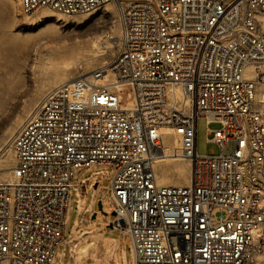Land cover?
Here are the masks:
<instances>
[{
    "label": "built area",
    "instance_id": "1",
    "mask_svg": "<svg viewBox=\"0 0 264 264\" xmlns=\"http://www.w3.org/2000/svg\"><path fill=\"white\" fill-rule=\"evenodd\" d=\"M17 2L24 16L111 4L121 31L106 38L108 64L48 90L9 140L0 264H53L77 176L93 167L112 168L97 175L132 264H264V0ZM201 117L218 126L217 154L196 151ZM162 131L189 185L158 184Z\"/></svg>",
    "mask_w": 264,
    "mask_h": 264
},
{
    "label": "rangeland",
    "instance_id": "2",
    "mask_svg": "<svg viewBox=\"0 0 264 264\" xmlns=\"http://www.w3.org/2000/svg\"><path fill=\"white\" fill-rule=\"evenodd\" d=\"M261 19L264 31V17ZM120 31L117 11L111 4L89 15L63 16L42 10L24 16L19 11L17 0H0V182L9 179L14 166L9 140L15 130L48 90L108 64L115 49L108 44L106 38H118ZM13 40L18 43L16 46L11 42ZM261 70L264 73V66ZM260 88L263 94L264 83H261ZM217 128L216 124L208 125L202 117L197 119L198 155L218 153L217 147L208 143L210 137L207 135V130ZM174 149V139L170 135L165 136L163 150L172 154ZM190 167L189 162L175 159L157 163L154 167L157 182L169 186L188 185ZM96 171L111 174L112 168L95 167L84 171L79 175L77 184ZM96 184L102 211L96 212L94 205L92 212L82 213L76 230L67 234L63 241L65 260L62 264H76L77 257L82 255L92 241L95 242L94 237L98 233V239L106 236L105 247L112 240H122L121 236H124L126 243L120 247L128 249L127 236L111 226L114 217L109 208V178H93L89 194ZM103 194L105 197L101 200ZM87 206L88 203L86 208ZM95 248L96 245L84 257L82 264H112L109 257H102L98 251L94 256L92 253ZM61 251L62 247L58 250L56 264H60ZM119 260L120 264H132L129 251L126 263H122L120 258Z\"/></svg>",
    "mask_w": 264,
    "mask_h": 264
},
{
    "label": "crops",
    "instance_id": "3",
    "mask_svg": "<svg viewBox=\"0 0 264 264\" xmlns=\"http://www.w3.org/2000/svg\"><path fill=\"white\" fill-rule=\"evenodd\" d=\"M260 22H263L262 19H260ZM93 168H95V167H93ZM85 171H87V170H85ZM82 172H84V171H82ZM82 172H80L78 174L77 180L75 182V188L71 193V203H70V206H69V209L67 212L64 240H65L67 234H71L74 230H76L79 218L82 215V213L83 214H89L90 212H92L94 205L96 207V212L102 211V204L100 201L98 202L99 199H98V195L96 192L97 184L94 186V190L92 191V193L89 194L91 181L95 177H101V176L97 175V173H99L101 171L93 172L91 175H89V177L80 180V183L77 184V181L79 179V175ZM109 193H110V187H109ZM104 197H105L104 194L101 195V200ZM87 203H88V206L86 208ZM98 204L101 205V211H99V209H98ZM98 235H99V233L94 237L95 242L92 241L85 248V250H83L82 255L77 257L78 259L75 261V263L76 264H82L84 257L88 256V252L95 245H96L95 251L92 253L94 256H95L96 252L98 251V252H100L99 253L100 255H103L102 257H104V258L109 257V260L111 261L112 264H120L119 258L121 259L122 263H126L127 251L130 252L129 245H128V249H126L125 246H124V248L120 247L122 244L126 243L125 237L121 236L122 240L121 239L120 240L114 239V240H112L111 243H107L108 245H107V247H105L104 241L106 240V236L99 237V239H98ZM127 244H128V242H127ZM60 247L63 248V251H61V253H60V264H62V261L65 260V249H64L65 247L62 244L57 249L53 264L57 263V254H58V250ZM105 254H107V255H105ZM130 256H131V252H130ZM131 260H132V258H131ZM65 264H68V263L66 262Z\"/></svg>",
    "mask_w": 264,
    "mask_h": 264
},
{
    "label": "bare ground",
    "instance_id": "4",
    "mask_svg": "<svg viewBox=\"0 0 264 264\" xmlns=\"http://www.w3.org/2000/svg\"><path fill=\"white\" fill-rule=\"evenodd\" d=\"M91 14H93V13H91ZM261 19V18H260ZM260 19H259V22H260ZM260 26H261V22H260ZM262 28V27H261ZM263 30V29H262ZM58 41V40H57ZM12 43H14L15 45L14 46H16L18 43L15 41V40H13V41H11ZM17 43V44H16ZM254 71H252V69L251 70H248L247 71V73H246V75H247V77H251V78H253L252 76L254 75L255 76V74L253 73ZM162 134H163V131H162ZM164 136H163V138L166 136H169V135H171V133H170V131H164V134H163ZM163 156H160V159H158L156 162H155V165L158 163H165L166 162V160H170V159H175V160H178V159H176V158H174L175 157V149H174V151L172 152V154H169L168 153V150H163ZM159 158V157H158ZM178 161H184V160H181V159H179ZM185 162H188V161H185ZM155 167V166H154ZM191 169H190V179H189V182H188V185L190 184V181H191V173H192V166L190 167Z\"/></svg>",
    "mask_w": 264,
    "mask_h": 264
},
{
    "label": "water",
    "instance_id": "5",
    "mask_svg": "<svg viewBox=\"0 0 264 264\" xmlns=\"http://www.w3.org/2000/svg\"><path fill=\"white\" fill-rule=\"evenodd\" d=\"M98 209H99V211H101V205L100 204H98ZM103 215H106V214L103 213ZM111 216L114 217V213L113 212L111 213Z\"/></svg>",
    "mask_w": 264,
    "mask_h": 264
}]
</instances>
